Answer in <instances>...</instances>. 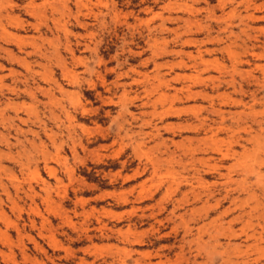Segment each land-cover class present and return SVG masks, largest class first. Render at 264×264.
I'll use <instances>...</instances> for the list:
<instances>
[{
	"label": "rangeland",
	"instance_id": "374dc122",
	"mask_svg": "<svg viewBox=\"0 0 264 264\" xmlns=\"http://www.w3.org/2000/svg\"><path fill=\"white\" fill-rule=\"evenodd\" d=\"M46 1L0 0V264H264V0Z\"/></svg>",
	"mask_w": 264,
	"mask_h": 264
},
{
	"label": "bare ground",
	"instance_id": "6f19581e",
	"mask_svg": "<svg viewBox=\"0 0 264 264\" xmlns=\"http://www.w3.org/2000/svg\"><path fill=\"white\" fill-rule=\"evenodd\" d=\"M43 1V0H42ZM44 1H46V0H44ZM49 1V0H48ZM29 2H31V1H29ZM47 2V1H46ZM48 3V2H47ZM2 4V3H1ZM42 5V4H41ZM34 6V5H33ZM43 6V5H42ZM28 7V6H27ZM29 9V8H28ZM61 9H62V7H61ZM46 10V9H45ZM44 10V11H45ZM68 10V9H67ZM31 11V10H30ZM32 12V11H31ZM33 12H34V10H33ZM41 12V11H40ZM39 12V13H40ZM35 14H36V12H35ZM41 15H42V12L40 13ZM62 14V13H61ZM29 16V15H28ZM8 17H9V15H8ZM38 17V16H37ZM40 17V16H39ZM42 17V16H41ZM3 18H4V16H3ZM252 18V17H251ZM2 19V18H1ZM7 19V18H6ZM14 19V18H13ZM17 19V18H16ZM15 19V20H16ZM39 19V18H38ZM44 19V18H43ZM9 20H10V18H9ZM39 21H41V20H39ZM162 21V20H161ZM10 22V21H9ZM17 22V21H16ZM59 23V22H58ZM10 24H12L13 25V23H11L10 22ZM9 24V25H10ZM55 24V23H54ZM3 24L1 23V20H0V29H3V26H2ZM34 26V25H33ZM159 27V26H158ZM37 28V27H36ZM2 32V31H1ZM4 36H5V34H4ZM246 36V35H245ZM14 39V38H13ZM12 40V39H11ZM9 41H10V39H9ZM14 41V40H13ZM20 42H22V40L20 41ZM17 44H18V42H17ZM34 47V46H33ZM37 48V47H36ZM33 49V48H32ZM0 50L2 51V52H4V54H7V57H8V59H9V61H10V64H12L13 62H18L19 60L16 58V56H14L11 52H9V51H6V50H3L2 48H0ZM20 53V52H19ZM261 57V56H260ZM40 58V57H39ZM27 61V60H26ZM20 62V61H19ZM201 62H203V61H201ZM237 69H235V71H236ZM235 73V72H234ZM9 75L10 76H16L15 75V72L14 71H12V70H10L9 71ZM0 80H1V78H0ZM14 81H17V79H16V77H15V80ZM189 90V89H188ZM187 91V90H186ZM187 95H188V98L187 99H189V98H195L196 97V95H193V94H190V90L188 91V93H187ZM186 97V96H185ZM163 98H165V97H163ZM175 98V97H174ZM167 100V99H166ZM180 101V100H179ZM164 102V101H163ZM212 109H214V108H212ZM168 112V111H167ZM166 112V113H167ZM170 113V112H169ZM220 113V112H219ZM160 114V113H159ZM171 114V113H170ZM221 115V114H220ZM241 115V114H240ZM3 117V116H2ZM161 117V116H160ZM188 127V126H187ZM189 128V127H188ZM212 129V128H211ZM210 129V130H211ZM208 132H212V131H208ZM216 137V134H210V136L209 137H207L206 139L208 140V142H210V141H212L213 143H214V138ZM210 140V141H209ZM216 144V143H215ZM208 147V146H207ZM227 156V154L225 155H222V157H226ZM194 157V156H193ZM199 182V181H198Z\"/></svg>",
	"mask_w": 264,
	"mask_h": 264
}]
</instances>
